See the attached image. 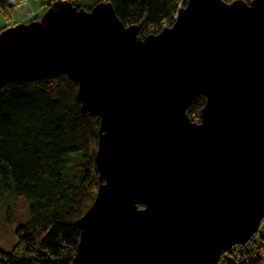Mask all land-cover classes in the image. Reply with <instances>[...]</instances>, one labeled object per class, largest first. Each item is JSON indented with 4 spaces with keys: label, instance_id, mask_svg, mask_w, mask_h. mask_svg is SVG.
I'll return each mask as SVG.
<instances>
[{
    "label": "water",
    "instance_id": "water-1",
    "mask_svg": "<svg viewBox=\"0 0 264 264\" xmlns=\"http://www.w3.org/2000/svg\"><path fill=\"white\" fill-rule=\"evenodd\" d=\"M138 32L110 2L53 0L0 31V82L67 74L99 117L71 264H218L264 219V0H187Z\"/></svg>",
    "mask_w": 264,
    "mask_h": 264
},
{
    "label": "trees",
    "instance_id": "trees-1",
    "mask_svg": "<svg viewBox=\"0 0 264 264\" xmlns=\"http://www.w3.org/2000/svg\"><path fill=\"white\" fill-rule=\"evenodd\" d=\"M10 1L0 0V10L15 8ZM69 1L89 9L99 0H89L88 6ZM103 1L126 26L137 24L143 38L169 27L187 0ZM34 15L30 9L25 17ZM77 90L78 83L64 73L0 82V184H13L26 205L16 242L0 249V264L72 263L80 236L75 220L92 204L99 185L94 157L100 120L81 111ZM205 100L203 94L193 97L186 109L191 121H200ZM256 235L264 239L259 229L247 243L224 252L218 264H260L264 242L258 243Z\"/></svg>",
    "mask_w": 264,
    "mask_h": 264
},
{
    "label": "rangeland",
    "instance_id": "rangeland-1",
    "mask_svg": "<svg viewBox=\"0 0 264 264\" xmlns=\"http://www.w3.org/2000/svg\"><path fill=\"white\" fill-rule=\"evenodd\" d=\"M80 3L88 6L89 0H83ZM50 4L45 0H28L27 5H21L18 1L15 8L6 11L0 10V29L22 22L38 20ZM30 9L34 10L36 15L31 18L25 17ZM23 214H26V205L24 200L15 194L13 184H10L9 188H4L0 184V249L8 250L16 242L15 230L23 219ZM259 229L264 231V219ZM255 239L260 244L264 242V239H261L259 235H256ZM260 264H264V250Z\"/></svg>",
    "mask_w": 264,
    "mask_h": 264
},
{
    "label": "built area",
    "instance_id": "built-area-1",
    "mask_svg": "<svg viewBox=\"0 0 264 264\" xmlns=\"http://www.w3.org/2000/svg\"><path fill=\"white\" fill-rule=\"evenodd\" d=\"M19 1H20V4H21V5H23V4L25 5V4H26V0H19ZM10 2H11L12 4H14V6H16L15 4H17L18 1H16V0H11ZM30 14H31V12H30ZM174 18H176V14L174 15ZM163 26H165V25H163ZM232 248H233V247H232Z\"/></svg>",
    "mask_w": 264,
    "mask_h": 264
}]
</instances>
